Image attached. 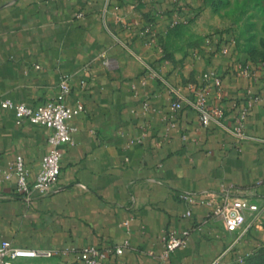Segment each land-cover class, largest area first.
Here are the masks:
<instances>
[{
    "label": "crops",
    "instance_id": "crops-1",
    "mask_svg": "<svg viewBox=\"0 0 264 264\" xmlns=\"http://www.w3.org/2000/svg\"><path fill=\"white\" fill-rule=\"evenodd\" d=\"M189 3L0 0V98L84 105L68 119L73 142L62 147L57 183L30 201L3 171L22 154L33 179L50 129L25 119L16 123L13 111L0 106V239L56 249L129 241L104 264H243L250 256L256 264L264 254V61L219 36L182 60L160 59V50L145 43L148 30L162 34ZM235 59L250 64L252 75H238ZM208 69L221 77V90L212 86L209 102L222 107L224 124L232 126L238 107H247L245 138L215 123L202 125L188 105L171 110L169 85L186 90L190 82H203ZM64 74L67 93L59 87ZM143 99L154 110L143 113ZM221 184L258 203L260 215L234 231L202 204L184 215L181 192ZM171 229L187 230V242L161 258L162 235ZM28 262L83 264L71 254Z\"/></svg>",
    "mask_w": 264,
    "mask_h": 264
},
{
    "label": "built area",
    "instance_id": "built-area-1",
    "mask_svg": "<svg viewBox=\"0 0 264 264\" xmlns=\"http://www.w3.org/2000/svg\"><path fill=\"white\" fill-rule=\"evenodd\" d=\"M154 1V0H148ZM82 13L78 12L77 16ZM229 45H222L221 52L228 53ZM105 65L110 64L107 57L103 58ZM234 68L238 75L249 77L252 75L250 64L241 60H234ZM67 74L61 76L59 87L61 93L69 91ZM203 79L207 82H190L184 86L169 85V90L175 96L170 108L175 111L188 105L193 108L198 115L202 125L215 123L233 133L237 138L246 137L245 120L247 117V107H238L237 115L232 126L222 122L223 109L219 104L209 102L210 89L215 87L221 90V77L214 69H208L203 73ZM209 81V83H208ZM258 96H254L256 100ZM0 106L13 111L16 123H21L24 119L31 123L42 124L50 129L47 136L48 148L42 154L39 161V168L33 179L29 178V168L22 154H16L11 162L9 170H4V178H15V191L26 201H30L35 195H44L50 192L58 181L61 172L62 147L64 144L73 142L74 127L68 123V119L84 110V105L76 101L74 105L52 98L30 105L25 102H15L9 97L0 98ZM143 113L154 110L148 99L142 100ZM170 126H174V121H169ZM186 138V134H182ZM179 196L187 203L184 215H191L192 206L202 204L208 207L209 212L222 220L226 230L234 231L244 227L248 221L256 218L261 213L258 203L249 197L232 193L229 187L221 184L217 190L202 189L200 191H184ZM129 218L122 221L123 225L129 224ZM188 239L187 230L176 231L167 230L162 235L164 244L163 250L159 254L161 258H166L175 248L184 246ZM129 248V241L124 240L121 244L112 246H98L96 244H85L79 248L69 247L63 249L48 247H29L17 245L9 239H0V264H33L25 261V258H51L55 255L61 257L73 255L83 264H104L111 254H122ZM241 260V258H239Z\"/></svg>",
    "mask_w": 264,
    "mask_h": 264
},
{
    "label": "rangeland",
    "instance_id": "rangeland-1",
    "mask_svg": "<svg viewBox=\"0 0 264 264\" xmlns=\"http://www.w3.org/2000/svg\"><path fill=\"white\" fill-rule=\"evenodd\" d=\"M188 5L187 11H178L162 34L148 30L145 43L160 50L156 53L160 59L182 60L189 50L200 51L217 36L225 37L254 58L264 57V0H192ZM250 257L242 263L250 264ZM51 258L24 260L42 263ZM255 261L264 264V254Z\"/></svg>",
    "mask_w": 264,
    "mask_h": 264
},
{
    "label": "trees",
    "instance_id": "trees-1",
    "mask_svg": "<svg viewBox=\"0 0 264 264\" xmlns=\"http://www.w3.org/2000/svg\"><path fill=\"white\" fill-rule=\"evenodd\" d=\"M251 58H252V60H256V59H258V60H262V61H264V57H262V58H254V57H252L251 55H249Z\"/></svg>",
    "mask_w": 264,
    "mask_h": 264
}]
</instances>
